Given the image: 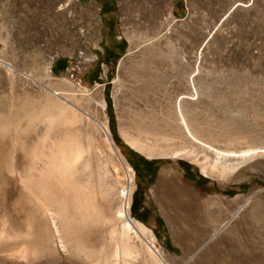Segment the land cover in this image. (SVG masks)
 Wrapping results in <instances>:
<instances>
[{
    "label": "rangeland",
    "instance_id": "rangeland-1",
    "mask_svg": "<svg viewBox=\"0 0 264 264\" xmlns=\"http://www.w3.org/2000/svg\"><path fill=\"white\" fill-rule=\"evenodd\" d=\"M1 2H13L17 11L0 19V99L7 94L10 98L13 85L20 89L26 81L36 89V84L25 79L26 74L39 78L46 67L53 77L67 78L82 89L101 87L107 102L101 120L108 122L114 142L133 168L134 195L137 192L142 202L133 216L155 232V244L169 262L264 264V157L240 168L234 180L221 181L188 158L148 156L131 146L121 134L119 109L113 96L115 80L120 78L119 108L145 107L144 80L136 85L131 75L141 59L140 49L129 53L127 34L135 35L138 43L154 39L153 49L160 46L164 56L151 70H145L158 73L160 92L151 102L169 111L172 127H178L176 98L172 99L167 90H175L170 82L182 80L180 66L184 64L186 75L196 66L201 71L196 76V91L186 85V78L179 88L188 93L185 104L194 110L195 122L204 130L221 128L233 134L264 131V0H111L110 5H115L113 33L118 34L117 40L127 41L125 51H111L117 58L108 55L113 40L106 35L101 0ZM35 3L40 4L37 10ZM121 61L124 68L120 67ZM7 63L18 71L11 70ZM96 74L99 79L94 81ZM128 152L158 161L153 183L149 182L150 176L148 180L138 177ZM163 167L169 169L168 185L159 190ZM185 168H191L204 179L188 180ZM242 184L246 188H241ZM237 195L243 196V200L234 199L230 206L211 205L207 201L214 196L233 199ZM245 201V207L230 226L209 240L215 221L209 223L208 216L218 215L223 221L227 207L237 210ZM2 203L0 196V207ZM140 206L144 208L142 212L138 210Z\"/></svg>",
    "mask_w": 264,
    "mask_h": 264
},
{
    "label": "bare ground",
    "instance_id": "bare-ground-1",
    "mask_svg": "<svg viewBox=\"0 0 264 264\" xmlns=\"http://www.w3.org/2000/svg\"><path fill=\"white\" fill-rule=\"evenodd\" d=\"M127 36L129 53L140 49L141 56L131 75L136 83L144 80L147 92L143 109L119 108L122 86L120 78L115 80L119 128L131 146L148 156L188 158L221 181L234 180L240 168L264 157V131L233 134L204 130L195 122L194 110L185 104L188 93L179 85L187 80L196 91L199 66L186 75L185 65H179L182 80L170 82L175 90L167 92L176 98L178 126L172 127L169 111L151 102L160 92L158 73L145 71L162 59L164 50L153 49L154 39L138 43L135 35ZM124 65L121 61L120 67ZM25 79L37 88L25 80L20 89L13 85L10 98L0 99V264H171L155 244V232L133 216L134 170L108 122L101 120L107 106L102 88L82 89L67 78L53 77L47 67L41 77L26 74ZM168 172L162 168L159 190L166 189ZM234 199L242 201L243 196L207 201L230 206ZM245 203L237 210L227 207L223 221L208 216L209 223L215 221L209 240L230 226Z\"/></svg>",
    "mask_w": 264,
    "mask_h": 264
},
{
    "label": "trees",
    "instance_id": "trees-1",
    "mask_svg": "<svg viewBox=\"0 0 264 264\" xmlns=\"http://www.w3.org/2000/svg\"><path fill=\"white\" fill-rule=\"evenodd\" d=\"M110 2H107V5L106 3L103 5L102 9H101V13L103 14V16L105 17V30H106V35L107 37L111 38L112 41V45L109 47V50H108V55H109V58H117V55L116 54H110L112 50H117V51H125L127 49V41L125 39H121V40H117L118 38V34L117 33H113L111 32V28L108 27V18H110L114 23H115V5L114 4H111L110 5ZM104 3V2H102ZM111 26V25H110ZM109 28V30H108ZM99 79V75L96 74L94 75V81H97ZM110 102L108 103V107H110ZM110 121H111V124H112V128H114V124H113V116L110 115ZM116 136V135H115ZM116 140H117V136H116ZM125 150V148H124ZM128 156L130 157V161L132 163V165L135 167L136 171H137V174H138V177L142 179V170L139 168L138 166V163L137 161H135L136 159L137 160H140L141 162H143L144 164H148V165H153V164H157L158 161L157 160H149L143 156H136L135 154H131V152L127 153ZM156 170H157V166H156ZM152 171L150 173H148V177L150 178L149 179V182L153 183L154 181V178L156 176V172L157 171ZM197 173V172H196ZM147 175V174H145ZM186 175V178L190 181H193L195 180L192 176H190L189 174H185ZM204 176H201L199 174V180H202L204 179L203 178ZM241 188H246L244 184L241 185ZM227 193H231L233 190H226ZM138 194L136 192V194L134 195V201H133V204H132V213L134 216L137 215V206L141 205L142 202H141V199L139 198L138 199ZM140 212H142L144 210V208L142 206H140V208L138 209ZM157 222L158 223H161V220L158 218L157 219Z\"/></svg>",
    "mask_w": 264,
    "mask_h": 264
},
{
    "label": "flooded vegetation",
    "instance_id": "flooded-vegetation-1",
    "mask_svg": "<svg viewBox=\"0 0 264 264\" xmlns=\"http://www.w3.org/2000/svg\"><path fill=\"white\" fill-rule=\"evenodd\" d=\"M109 1L110 0H101V2H104V3H102V7L105 3L107 5V2H109ZM108 27L111 28V32H113L115 27H116L115 23L110 18H108ZM104 28H105V25H104ZM108 30H109V28H108ZM135 161H137L139 168L142 170V178L148 180V173L152 172L153 170L154 171L156 170V164H153V165L144 164L143 162H141L140 160H137V159ZM186 173L189 174L190 176H192L194 179H195V177L199 178V173L198 174L195 172L193 173L191 168H189V169L185 168V174ZM145 174H147V175H145Z\"/></svg>",
    "mask_w": 264,
    "mask_h": 264
},
{
    "label": "crops",
    "instance_id": "crops-1",
    "mask_svg": "<svg viewBox=\"0 0 264 264\" xmlns=\"http://www.w3.org/2000/svg\"><path fill=\"white\" fill-rule=\"evenodd\" d=\"M13 6V7H12ZM40 4L35 3V9H39ZM17 11L16 6L13 4V2H1L0 0V19H3L7 16H9L12 12ZM19 13H23L22 8H18Z\"/></svg>",
    "mask_w": 264,
    "mask_h": 264
}]
</instances>
